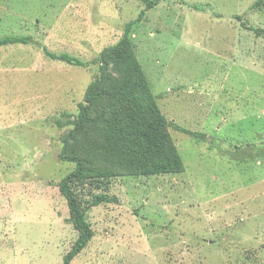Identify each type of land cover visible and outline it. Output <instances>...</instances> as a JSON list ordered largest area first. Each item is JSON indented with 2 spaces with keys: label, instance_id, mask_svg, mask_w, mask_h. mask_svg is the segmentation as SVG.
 Instances as JSON below:
<instances>
[{
  "label": "rangeland",
  "instance_id": "1",
  "mask_svg": "<svg viewBox=\"0 0 264 264\" xmlns=\"http://www.w3.org/2000/svg\"><path fill=\"white\" fill-rule=\"evenodd\" d=\"M152 1L0 0V36L84 61L133 22L183 165L145 176L109 161L105 120L126 74L0 46V264H62L77 239L58 187L76 166L59 157L66 136L86 166L114 173L71 184L92 236L69 264H264V0ZM91 85V121L58 125L63 113L75 120Z\"/></svg>",
  "mask_w": 264,
  "mask_h": 264
},
{
  "label": "trees",
  "instance_id": "2",
  "mask_svg": "<svg viewBox=\"0 0 264 264\" xmlns=\"http://www.w3.org/2000/svg\"><path fill=\"white\" fill-rule=\"evenodd\" d=\"M146 9L156 5L155 1L143 0ZM263 0H257L254 6ZM252 6V7H254ZM240 19L241 17L238 16ZM139 19V18H138ZM133 22L124 25L123 35L116 44L105 48L98 58L92 61H84L66 52L49 51L45 45L27 35H2L0 46L8 44H35L39 46L44 55L77 67H87L91 63H100L101 74L105 75L111 66L117 72L127 75V78L117 83L114 91V104L117 107L113 117H108L107 130L104 134L105 148L112 164L121 166L132 175H159L179 172L182 170V160L174 144L167 133V119L160 111L157 104V96L151 91L148 80L136 58L133 45L129 37ZM92 85L83 102L78 103V113L74 121L72 114L63 113L56 120L58 125L72 124L74 131L83 130L91 121L90 111L94 106V98H91ZM100 122V117L93 118ZM73 131V132H74ZM181 132L196 136V132L188 129H180ZM72 133V132H71ZM62 148L59 154L64 161H73L75 169L66 175L58 184L59 191L66 200L70 218L69 222L79 232L70 251L63 256L62 264H69L87 244L92 236L91 226L86 212H82L78 201L71 188V184L78 180L91 176L107 177L113 175L109 171H101L92 166H86L80 157L71 148L69 138L62 139ZM105 201L99 198L93 205Z\"/></svg>",
  "mask_w": 264,
  "mask_h": 264
}]
</instances>
